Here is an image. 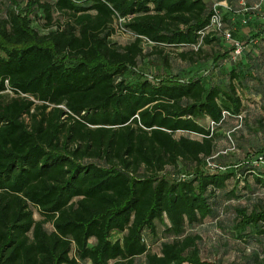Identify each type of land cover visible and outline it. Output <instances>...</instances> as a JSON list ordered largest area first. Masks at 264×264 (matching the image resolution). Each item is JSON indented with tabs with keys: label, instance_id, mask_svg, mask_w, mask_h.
Returning a JSON list of instances; mask_svg holds the SVG:
<instances>
[{
	"label": "trees",
	"instance_id": "1",
	"mask_svg": "<svg viewBox=\"0 0 264 264\" xmlns=\"http://www.w3.org/2000/svg\"><path fill=\"white\" fill-rule=\"evenodd\" d=\"M6 3L0 264H224L203 259L193 230L222 226L227 201L264 190V171L246 163L263 149L227 172L206 168L208 159L228 166L222 160L247 124L245 101L264 96V39L225 72L232 49L207 30L213 0ZM117 22L133 41H111ZM167 48L182 49L188 67H212L174 74ZM250 203L224 226L244 245L227 264H264V200Z\"/></svg>",
	"mask_w": 264,
	"mask_h": 264
},
{
	"label": "rangeland",
	"instance_id": "2",
	"mask_svg": "<svg viewBox=\"0 0 264 264\" xmlns=\"http://www.w3.org/2000/svg\"><path fill=\"white\" fill-rule=\"evenodd\" d=\"M24 1V0H19ZM214 5L215 4H221L219 7L220 9H223V5H228L233 9V12L231 14H225L224 18L226 23L230 24L231 27L234 28L235 36L240 39L242 42L247 44L250 36L255 31H260V27L256 26L254 22L257 20L264 19V12L263 18L259 19L258 17L251 18V23L248 25L241 24V11L244 8V5L247 6H253L255 3L258 2V0H213ZM7 3L9 4V0H7ZM6 3V4H7ZM264 21V20H261ZM121 22L116 23V34L112 37L111 41L118 43L120 45H125L131 41L134 40L133 35L130 33L124 32L121 28ZM39 27L38 25H36ZM260 26V25H259ZM262 26V24H261ZM146 48L148 46H145ZM221 47L223 49H229L231 48V45L229 42H226L224 40L221 41ZM205 52L212 53V50L209 47L204 48ZM215 49L218 50V47ZM182 49H174V48H167L166 53L171 56L175 63V67L173 68V73H181L182 76H189L190 74L195 75H204V72L208 67H212L213 62H208L207 65H201L198 64L193 67H188V65L185 62H182L178 57V53L182 52ZM232 62L230 60H227L222 64V70L227 72L232 67ZM147 72L146 68L143 70ZM254 100H248L245 101L246 109H245V120L247 121V124L243 125V128H241V131L237 133L236 143L237 148L235 150H231L226 157L222 160L223 164L226 165H234L242 163V160H245L246 156L250 153L252 155H255L258 150L263 149L264 150V143L259 138V133L261 132V127L258 124V120L264 121V96L261 98V96H258L256 98H253ZM244 120V123H245ZM236 121H232L231 124L236 125ZM229 127H225L220 131L219 133L224 137L227 135ZM220 140V146L223 147L222 150H224L227 147V143L225 140ZM257 155V154H256ZM254 157V156H253ZM256 170L264 171V166H260L256 168ZM234 182V181H233ZM243 185V184H241ZM233 183L231 182L230 188H232ZM252 199L256 200H264V190L257 191L254 198H243L240 200H230L227 201L225 204L227 213L226 216L223 218L225 219L222 223V226L219 224L212 223L211 221H207L198 227H196L193 230L194 234H199L203 238V243L201 244L202 249V257L203 259H208L212 261H221L224 264L230 263L233 261L234 257L237 256V250L242 248L244 249V245L234 239L232 237L231 232L226 230L224 226L228 224V222L233 217L234 211L233 209L235 207L239 206H249L250 201ZM35 218L37 220L40 219L39 214L35 213ZM222 219V220H223ZM48 228H51L48 225ZM163 230L164 227L159 224V236L162 238L163 236ZM119 235L114 234L113 238H117ZM152 242H157V239L154 238ZM227 243V244H226ZM241 245H240V244ZM159 244L160 242L154 244L153 251L158 252L159 251ZM226 245V246H225ZM249 247V246H248ZM247 252L249 253L251 251V248H246ZM237 251V252H236ZM226 253H229L227 256Z\"/></svg>",
	"mask_w": 264,
	"mask_h": 264
},
{
	"label": "built area",
	"instance_id": "3",
	"mask_svg": "<svg viewBox=\"0 0 264 264\" xmlns=\"http://www.w3.org/2000/svg\"><path fill=\"white\" fill-rule=\"evenodd\" d=\"M220 6L221 4L214 5L213 14L211 16L210 24L209 27H207V30L215 32L216 34L221 36L224 41L230 43L232 49L230 60L232 62H237L245 55V52L249 49L250 46L256 45L259 41H257V39H251L250 41L247 42V44H245L240 39L236 38L234 28L231 27L230 24L226 23L224 18L225 14H231L233 12V9L228 5H223L224 8L220 9L219 8ZM263 8H264V0H259L253 6L244 5L243 10L240 12L241 24L248 25L251 21V18L253 17L255 18L258 17L260 19L263 18V14H262ZM121 29L124 32H126V30H124L123 28ZM260 32H261V36L264 38V24L261 26ZM224 115H226V113H224ZM210 126L212 129H214L216 125L214 122H211ZM228 136L230 137L229 134ZM261 140L264 143V133L261 134ZM235 149L236 148L233 143L232 150ZM246 163L253 166L255 169L260 166H264V154L259 153ZM206 168L212 172H219V173L227 172L230 169L229 166H222L221 164H218L215 161H213V159H208L206 161ZM172 178L176 181H185L187 180L188 175L184 173H173Z\"/></svg>",
	"mask_w": 264,
	"mask_h": 264
},
{
	"label": "crops",
	"instance_id": "4",
	"mask_svg": "<svg viewBox=\"0 0 264 264\" xmlns=\"http://www.w3.org/2000/svg\"><path fill=\"white\" fill-rule=\"evenodd\" d=\"M263 12H264V8H263ZM260 19V18H259ZM261 20H264V19H261ZM261 20H257L256 19V22H254V24H256V26H258V27H260V29H261V24L263 25L264 24V21H261ZM250 23H251V21H250ZM249 23V24H250ZM260 25V26H259ZM258 33V31H255L254 30V33H252V35L250 36V38L251 37H253L255 34H257ZM236 37V36H235ZM237 38V37H236ZM262 36L260 35L258 38H257V41H259L256 45H254V46H256V47H258L259 46V43H260V41L262 40ZM264 39V38H263ZM253 45L252 46H250L249 47V49L247 50V52H250L253 48L252 47H254ZM231 69V68H230Z\"/></svg>",
	"mask_w": 264,
	"mask_h": 264
}]
</instances>
